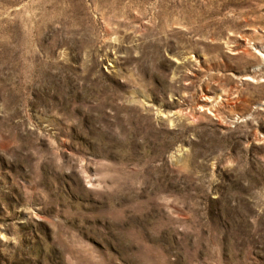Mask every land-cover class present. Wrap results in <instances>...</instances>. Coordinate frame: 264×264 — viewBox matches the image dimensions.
I'll return each instance as SVG.
<instances>
[{"label":"rangeland","instance_id":"374dc122","mask_svg":"<svg viewBox=\"0 0 264 264\" xmlns=\"http://www.w3.org/2000/svg\"><path fill=\"white\" fill-rule=\"evenodd\" d=\"M0 264H264V0H0Z\"/></svg>","mask_w":264,"mask_h":264}]
</instances>
